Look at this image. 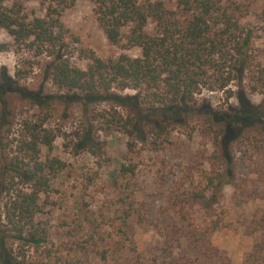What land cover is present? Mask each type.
I'll return each mask as SVG.
<instances>
[{
  "label": "trees",
  "instance_id": "16d2710c",
  "mask_svg": "<svg viewBox=\"0 0 264 264\" xmlns=\"http://www.w3.org/2000/svg\"><path fill=\"white\" fill-rule=\"evenodd\" d=\"M91 1L107 40L123 51L139 49L138 57L102 59L82 48L60 20L76 0H51L42 18H28L20 5L0 0V32L6 31L13 46L30 58L20 62L13 77L0 72V264H54L51 232L41 217L52 182L65 169L50 155L55 139L63 137L47 124L59 107L82 109L81 130L69 148L74 155H99L104 143L96 141L98 131L124 134L130 153L161 151L174 133L212 142L217 154L208 170H199V183L171 196L174 207L202 209L211 231L221 227L223 188L236 177L234 148L264 149V108L252 107L245 97L246 92L264 95V51L261 56L254 30L241 24L237 6L221 0ZM7 48L0 44V51ZM40 57L45 58L42 80L55 94H44L41 85L36 90L19 85ZM76 58L87 61L86 67L75 65ZM231 84L237 108L219 111L198 98L203 90L228 91ZM127 90L133 94H124ZM228 93L232 97L234 90ZM97 103L110 107L91 115L89 107ZM17 112L24 116L15 129ZM135 169L123 165L120 173L132 175ZM119 203L120 225L126 227L132 201L124 196ZM92 233L104 243L91 244L100 261L129 264L126 249L134 242L124 230L109 246Z\"/></svg>",
  "mask_w": 264,
  "mask_h": 264
},
{
  "label": "rangeland",
  "instance_id": "374dc122",
  "mask_svg": "<svg viewBox=\"0 0 264 264\" xmlns=\"http://www.w3.org/2000/svg\"><path fill=\"white\" fill-rule=\"evenodd\" d=\"M221 1L237 6L238 18L242 25L254 30L255 44L262 56L264 0ZM13 4L20 5L28 18H42L51 0L6 2L7 6ZM93 9L91 0H76L62 13L61 23L79 38L82 48L102 59L121 54L138 57L139 49L123 51L107 40ZM0 44L8 47L0 51V72L13 77L15 69L29 54L17 50L4 30L0 32ZM37 62L33 61L32 73L19 85L31 90L41 85L44 94H55L50 83L42 80L41 65L45 64V58L40 57ZM73 62L80 68L87 65V61L77 58ZM233 90V96L228 98V92ZM124 94H133V91L127 90ZM236 96V87L231 84L228 91L203 90L198 98L216 110L225 111L239 106ZM245 97L252 107L264 108L262 93L246 92ZM108 107L109 103L92 104L90 114L96 115ZM57 110L47 124L63 137L55 139L50 155L65 163V169L53 180L49 205L41 217L51 232L49 248L54 254V264H109L91 252V244H104L92 232L103 236L109 246L119 240L120 230L134 242L126 249L129 264H264V149L258 152L251 146L234 148L236 177L233 184L223 188L225 212L219 216L221 227L211 231L202 209L174 207L171 196L182 186L199 183V170H208L217 154L212 142L199 135L187 139L174 133L170 144L161 151L137 148L130 153L124 134L98 131L96 141L104 143L102 152L97 156L87 152L74 155L69 148L81 130L82 109L78 105H64ZM23 114L17 112L15 129ZM42 154L46 156L48 152L44 149ZM123 165H134V174L122 175ZM190 168H194L192 178ZM124 196L133 205L126 227L119 220V200Z\"/></svg>",
  "mask_w": 264,
  "mask_h": 264
}]
</instances>
